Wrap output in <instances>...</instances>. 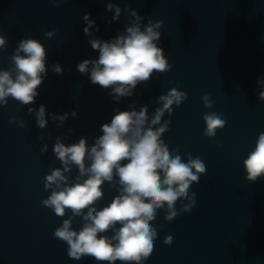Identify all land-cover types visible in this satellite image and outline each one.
<instances>
[{"label": "water", "instance_id": "water-1", "mask_svg": "<svg viewBox=\"0 0 264 264\" xmlns=\"http://www.w3.org/2000/svg\"><path fill=\"white\" fill-rule=\"evenodd\" d=\"M109 2L121 6L116 20ZM131 9L143 16L142 26L150 18L163 19L158 42L170 67L162 74L154 70L132 96L117 101L111 86L93 84L77 64L98 56L91 38L110 39L125 29ZM85 12L99 25V31L92 26L91 37L83 32ZM51 30L54 34L46 35ZM0 34L7 38L0 68L13 67L11 55L28 36L45 45L47 65L34 101L8 97L0 105V264H95L91 255L70 258L67 243L54 235L71 210L60 216L42 204L51 192L44 187L45 174L63 167L53 145L57 137L69 144L81 136L91 145L115 109L147 104L150 119L160 107L157 97L170 89L185 99L162 114L160 124L168 123L160 142L169 153L178 147L182 159L200 156L206 171L190 185L196 193L190 211L171 221L164 219V209L158 211L152 222L158 234L145 264H264V176L251 181L243 166L264 131V100L258 96L264 89L258 82L264 78V0H62L59 6L53 0H0ZM56 63L61 73L54 70ZM204 94L213 101L211 108L205 107ZM41 103L48 120L43 128L35 117ZM208 111L226 119L215 136L204 134ZM78 174L75 165L66 173L70 180ZM102 187L98 207L118 194V177ZM81 223L80 216L73 217V227ZM168 234L171 244L163 242Z\"/></svg>", "mask_w": 264, "mask_h": 264}, {"label": "clouds", "instance_id": "clouds-1", "mask_svg": "<svg viewBox=\"0 0 264 264\" xmlns=\"http://www.w3.org/2000/svg\"><path fill=\"white\" fill-rule=\"evenodd\" d=\"M61 2L53 0L56 6ZM113 9L112 19L116 20L122 9L119 4L109 2L107 10ZM83 20L86 21L85 35L91 37L93 25L99 31L90 12L83 14ZM130 20L123 31L110 39L91 38L90 44L98 49V56L77 64V69L87 73L93 84L111 86L113 99L117 101L123 96H132L137 84L148 81L154 70L162 74L170 67L165 49L158 42L163 19L150 18L142 26L143 16L131 9ZM54 31H47L46 35L52 36ZM6 39L0 34V48L5 46ZM11 61L12 68H0V105L6 104L8 97L29 104L39 94L38 86L47 73L45 45L32 36L22 38ZM53 68L57 73L63 71L59 63ZM258 82L264 85V78ZM258 96L264 100V89ZM201 98L205 107L211 108L213 101L209 94ZM184 99L183 93L168 90L157 97L160 107L154 109L150 119L147 104L141 105L139 110L135 107L115 109L111 119L100 125L101 134L91 145L85 136L69 144L57 137L53 151L63 167H54L45 174L44 187L51 192L42 204L60 216L71 210L72 216L63 219L54 230V235L67 243L70 258L91 255L95 264H145L158 234L157 226L152 223L158 211L164 209V219L171 221L179 212L192 209L196 193L190 185L199 182L206 165L200 156L190 153L187 159H182L178 147L169 153L160 142L168 123L160 124L162 114L169 112L170 106L178 107ZM32 111L29 108V112ZM72 115L77 113L73 111ZM67 116L65 112L58 118L63 121ZM35 117L39 127L47 125L43 103ZM203 121L206 136H215L216 130L226 123L216 111L204 112ZM46 149L44 145L43 150ZM73 165L78 167L79 174L70 180L66 173ZM243 166L251 181L264 176V131L257 135ZM114 177H118L120 185L118 194L98 207L96 202L104 196L102 185L111 183ZM75 216L81 217L79 228L73 227ZM163 242L171 244L173 236L165 235Z\"/></svg>", "mask_w": 264, "mask_h": 264}]
</instances>
